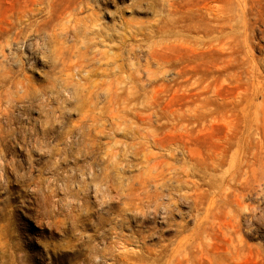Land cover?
Listing matches in <instances>:
<instances>
[{"label": "rangeland", "instance_id": "obj_1", "mask_svg": "<svg viewBox=\"0 0 264 264\" xmlns=\"http://www.w3.org/2000/svg\"><path fill=\"white\" fill-rule=\"evenodd\" d=\"M25 1L29 0H0V74L8 77L0 82V264H113L124 250L142 254L162 250L160 264L174 254V264H210L213 250L228 247L225 218L208 224L203 220L209 198L217 196L213 187L217 181L209 172L195 171L192 179L203 201L197 207L192 187L184 196L171 190L174 203L169 214L162 207L129 209L121 190L126 176L137 173V160L122 154V179L116 175L113 187L103 179L107 165L103 151L116 146L123 151L126 137L107 124L92 153L81 146L87 131L83 129V134L74 127L83 113L78 86L94 81L114 88L118 80L124 84L138 76L144 90L136 104L144 102L146 92L152 93L155 121L161 120L162 109L184 110L207 102L210 93L197 94L190 85L193 78L188 76L194 72L208 74V80L215 76L218 97H228L237 90L233 74L243 67L264 74V0H233L230 9L229 0H216L224 18L231 17L215 40L209 36V47L195 62H190L188 40L181 39L187 37L185 21L175 22L165 33L149 29L155 19L153 0H83L86 8L74 16L78 19L72 16L61 24L65 27L58 42L43 30L36 32L39 25L51 29L44 0L29 19L27 36L7 47L10 20ZM53 1L58 12L68 0ZM94 22L101 35L85 31V25ZM155 46L166 60L165 68L149 57ZM208 102L217 104L212 97ZM136 111L130 117L137 118ZM221 121L207 123L201 131L198 124L189 126L196 152L221 146L228 135ZM162 201L168 202V197ZM246 201L258 208L240 219L241 250L257 246L264 250V194H253ZM176 250H194L195 257L187 260L184 251L176 254ZM231 264L260 263L242 256Z\"/></svg>", "mask_w": 264, "mask_h": 264}, {"label": "bare ground", "instance_id": "obj_2", "mask_svg": "<svg viewBox=\"0 0 264 264\" xmlns=\"http://www.w3.org/2000/svg\"><path fill=\"white\" fill-rule=\"evenodd\" d=\"M215 1L153 0L155 19L149 23V29H157L165 33L170 25L173 26L180 20L185 21L184 30L187 37L181 39L188 40L192 53L190 62H195L199 59L198 55L209 47L208 42L211 39L209 36L215 40L217 37L215 34L220 32V28L227 24L231 17L228 15L224 18L220 6ZM43 2L44 0L25 1L23 8L12 16L5 46L10 47L12 42L27 36L24 32L30 27L29 19L37 10L36 5ZM233 4L234 1L229 0L228 8L233 7ZM84 8H86V3L83 0H68L66 5H63L57 12L54 1L47 0L48 22L51 29L48 31L46 27H39V25L36 32L39 33L43 30L49 39L58 42L59 35L63 33L65 27L61 24L70 21L72 16H77L78 12ZM93 14L94 10L92 9L90 15ZM73 19L76 20L78 17ZM59 25L61 28H57ZM66 26L68 27V25ZM85 29L96 36L101 35V29L96 22L91 26L85 25ZM141 30H143V26L139 28V32L142 33ZM224 34L223 36H225ZM149 57L155 60L159 67L165 68L166 60L156 50V46L149 50ZM146 69L149 68L146 67ZM233 76L237 90L231 92L228 97L221 98L218 97L219 83H216L215 76L212 80H208V74H195V72L190 74L188 79L193 78L190 85L197 90V94L198 92L199 94L210 93V96L205 97L207 102L197 103L192 108L187 106L184 110L166 112L162 109V116L159 114L161 120L158 121L153 119V116L158 117V115L154 111L155 109L152 110L154 103L152 93L147 94L146 92L144 102H140V106L136 104L140 91L144 90L143 84L139 82L141 78L139 79L138 76H133L129 82L124 84L122 80H118L114 88L111 85L102 86V83L89 81L78 86L77 93L83 113L81 120L75 123L74 127L81 130L83 134V129H86V137L84 136L86 140L81 146L88 153H92L96 148V137L98 134L104 133L107 124L110 125V130L121 129L124 132L126 140L122 141L123 151L117 146L111 149L106 147L103 151L102 157L107 162L103 179L108 180L111 187L117 183L116 175L120 179L122 174L120 171V156L122 154L126 153L137 160V173L131 177L126 176L125 187L121 190V195L125 196L129 209H142L143 206H151L156 210L162 207L165 213L169 214L174 203L171 190L179 191L180 196H184L188 194L187 189L189 188H194L192 190L195 198L194 205L197 207L199 204H203V201L198 194L197 182L192 179V176L196 170L211 173L217 181L213 186L217 196L213 195L209 198L203 220H205V224H208L219 216L225 218L228 247L226 250H213L209 255L210 264H231L242 256L253 257L255 261L264 264V250H261L260 246L256 247L257 250H241L243 242L239 232L241 217L245 214L254 215L258 208L257 204L248 202L246 199L253 194L259 197L264 194V74H260L253 67L245 66ZM7 78L0 74V82ZM149 79L151 80L150 76ZM152 91L154 90L151 89ZM211 97L217 102L215 106L208 102ZM135 109L137 111L133 114L137 118H132L130 112ZM143 112L147 113L140 117ZM169 119L171 122L168 121ZM220 120L228 128V135L221 146L207 149L205 152H196L189 141L191 133L189 126L198 124L200 125L198 131H201V127L205 124ZM83 122L86 124L85 128H83ZM158 150H163L165 153H160ZM217 170H221L222 174L218 175ZM83 176L85 177V175ZM118 187L122 188V185L118 184ZM165 195L168 197V202L162 201ZM207 227L204 226L203 229H207ZM206 229L204 230L206 231ZM182 251L185 252L187 260L195 257L194 250L173 252L180 254ZM162 252L159 250L153 253L149 250L146 254H142L140 250L138 252L124 250L119 253L118 259L113 264H160L159 259H161ZM174 256L166 259L164 264H174Z\"/></svg>", "mask_w": 264, "mask_h": 264}]
</instances>
